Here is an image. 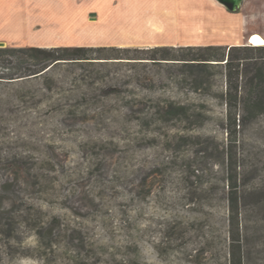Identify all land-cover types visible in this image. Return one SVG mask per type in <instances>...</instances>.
Listing matches in <instances>:
<instances>
[{"label":"rangeland","instance_id":"rangeland-1","mask_svg":"<svg viewBox=\"0 0 264 264\" xmlns=\"http://www.w3.org/2000/svg\"><path fill=\"white\" fill-rule=\"evenodd\" d=\"M254 33L264 0H0V47L255 46ZM150 55L0 82V264H229L227 154L246 264H264V115L228 140L224 65L202 85ZM170 103L188 117L156 123Z\"/></svg>","mask_w":264,"mask_h":264},{"label":"trees","instance_id":"trees-1","mask_svg":"<svg viewBox=\"0 0 264 264\" xmlns=\"http://www.w3.org/2000/svg\"><path fill=\"white\" fill-rule=\"evenodd\" d=\"M176 49H180L178 54ZM130 51H147L149 58L165 64H183L197 70L195 82L210 84L212 76L207 75L214 67H225L226 89L222 94L225 114L222 125L228 140L236 141L239 129L256 122L264 115V45L262 46H158L149 49L130 47H0V82L30 79L46 75L56 65L65 60L86 61L96 59H133L124 57ZM161 53L160 55L158 53ZM104 53H109L107 57ZM140 59V58H138ZM251 59V60H250ZM226 63L222 64V62ZM264 61V60H263ZM172 62V63H170ZM93 63V62H88ZM185 105H158L153 112L156 123L170 119L188 117ZM225 162L226 187L229 195V212L233 235L230 245L229 264H246L244 240L239 229L242 199L245 197L244 183L239 178L238 164L232 154H227ZM245 204H243L244 206Z\"/></svg>","mask_w":264,"mask_h":264},{"label":"water","instance_id":"water-1","mask_svg":"<svg viewBox=\"0 0 264 264\" xmlns=\"http://www.w3.org/2000/svg\"><path fill=\"white\" fill-rule=\"evenodd\" d=\"M221 4L225 5L230 11H236L240 8L243 0H218Z\"/></svg>","mask_w":264,"mask_h":264},{"label":"bare ground","instance_id":"bare-ground-1","mask_svg":"<svg viewBox=\"0 0 264 264\" xmlns=\"http://www.w3.org/2000/svg\"><path fill=\"white\" fill-rule=\"evenodd\" d=\"M250 44L255 46L264 45V37L260 33H254L249 36Z\"/></svg>","mask_w":264,"mask_h":264},{"label":"crops","instance_id":"crops-1","mask_svg":"<svg viewBox=\"0 0 264 264\" xmlns=\"http://www.w3.org/2000/svg\"><path fill=\"white\" fill-rule=\"evenodd\" d=\"M242 27V26H241ZM232 45H237V44H230V46H232Z\"/></svg>","mask_w":264,"mask_h":264}]
</instances>
